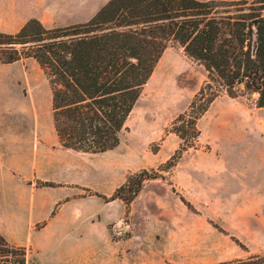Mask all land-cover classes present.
Here are the masks:
<instances>
[{
  "label": "rangeland",
  "instance_id": "374dc122",
  "mask_svg": "<svg viewBox=\"0 0 264 264\" xmlns=\"http://www.w3.org/2000/svg\"><path fill=\"white\" fill-rule=\"evenodd\" d=\"M24 1L29 0H0V32L15 34L30 20L13 12ZM87 1L28 3L52 28L85 18ZM108 1L95 0L93 9ZM206 80L204 67L171 44L126 121L120 145L88 154L60 145L51 86L38 63L0 62L2 169L16 174L18 184L60 189L75 199L99 198L104 206H81L90 211L84 220L91 231L124 232L117 237L130 250L143 249L150 264L153 257L159 264H264V107L257 96L217 98L197 122L200 136L193 147L182 150L172 130ZM247 118L255 128L246 131ZM131 176L132 185L144 180L133 201L112 200ZM27 250L0 243V264H38L36 256L26 262Z\"/></svg>",
  "mask_w": 264,
  "mask_h": 264
},
{
  "label": "trees",
  "instance_id": "16d2710c",
  "mask_svg": "<svg viewBox=\"0 0 264 264\" xmlns=\"http://www.w3.org/2000/svg\"><path fill=\"white\" fill-rule=\"evenodd\" d=\"M171 44L207 72L173 123L182 150L194 146L198 120L221 95H256L264 107V0H109L84 23L47 28L32 18L15 34L0 32V62L36 61L51 86L60 145L103 154L120 145L126 121ZM133 179L112 200L131 203L144 182L132 185ZM0 243L7 246L2 236Z\"/></svg>",
  "mask_w": 264,
  "mask_h": 264
},
{
  "label": "crops",
  "instance_id": "0c3cea01",
  "mask_svg": "<svg viewBox=\"0 0 264 264\" xmlns=\"http://www.w3.org/2000/svg\"><path fill=\"white\" fill-rule=\"evenodd\" d=\"M31 1L16 3L14 15L19 20L29 15L28 18L38 19L44 24L38 14L32 12L28 3ZM94 4L95 0H88L83 5L85 18L52 28L87 22L97 13L93 9ZM74 7L80 8V4ZM68 172L71 177L72 172ZM82 200L86 204L81 203ZM89 204L104 206L99 198L75 199L72 193L60 189L18 184L16 174L10 169H2L0 138V236L4 238L6 247L28 248L27 263L30 256H36L38 264H150L146 262L143 249L130 250L125 239L117 237L124 232L114 235L91 231L84 220L90 211L81 210L82 205ZM151 261L152 264H159V259L154 257Z\"/></svg>",
  "mask_w": 264,
  "mask_h": 264
},
{
  "label": "bare ground",
  "instance_id": "6f19581e",
  "mask_svg": "<svg viewBox=\"0 0 264 264\" xmlns=\"http://www.w3.org/2000/svg\"><path fill=\"white\" fill-rule=\"evenodd\" d=\"M236 116V115H235ZM237 116H240V114H237ZM248 119V121L246 120V121H244L243 123H242V125H243V127H244V130H250V129H252V128H255V122H254V120L252 119V118H247Z\"/></svg>",
  "mask_w": 264,
  "mask_h": 264
}]
</instances>
